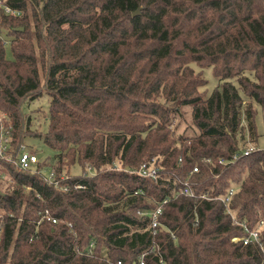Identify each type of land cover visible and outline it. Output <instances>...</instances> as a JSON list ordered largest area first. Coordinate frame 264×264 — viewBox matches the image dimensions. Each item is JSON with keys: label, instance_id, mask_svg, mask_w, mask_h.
Returning a JSON list of instances; mask_svg holds the SVG:
<instances>
[{"label": "trees", "instance_id": "1", "mask_svg": "<svg viewBox=\"0 0 264 264\" xmlns=\"http://www.w3.org/2000/svg\"><path fill=\"white\" fill-rule=\"evenodd\" d=\"M44 94L45 134L22 109ZM184 108L193 135H177ZM258 109L264 122V0H0L6 155L29 136L54 151L35 170L0 158V264H264Z\"/></svg>", "mask_w": 264, "mask_h": 264}, {"label": "rangeland", "instance_id": "2", "mask_svg": "<svg viewBox=\"0 0 264 264\" xmlns=\"http://www.w3.org/2000/svg\"><path fill=\"white\" fill-rule=\"evenodd\" d=\"M7 56L9 59H12V54L8 49ZM204 76L208 81L206 87L207 94L210 95L213 90L218 85V80L213 74L212 69H204ZM49 101L50 97L47 94L42 95L39 99L34 100L30 103H25L22 107L25 114H27L32 120V131H40L45 134L48 130V115H49ZM183 119L179 120L175 126L177 128V135L187 133L193 135L197 130L192 125L191 120V109L184 108ZM256 124L258 129V134L260 135V144L264 146V122H263V113L258 109V114L256 116ZM26 151L34 152L38 157L43 161L50 159L54 156V151L48 147L43 138L29 136L25 140ZM87 173L88 170L86 169ZM71 173L73 176H79L84 173L83 169L76 165L72 168ZM91 173V172H90ZM89 173V174H90ZM1 181V180H0Z\"/></svg>", "mask_w": 264, "mask_h": 264}, {"label": "built area", "instance_id": "3", "mask_svg": "<svg viewBox=\"0 0 264 264\" xmlns=\"http://www.w3.org/2000/svg\"><path fill=\"white\" fill-rule=\"evenodd\" d=\"M5 11L7 14L12 13L10 8H6ZM10 141H11V139L9 136H3V135L0 136V158L6 159L7 161H10V162H14L15 165L19 166L23 170H32V169L35 170V168L37 167V165L40 162V159H39L38 155L35 154L34 152L26 151L25 146L22 147V152L19 155V157L17 158V160H15V161L14 160L12 161L11 156L6 155ZM254 149H255L254 146H250L249 148L244 150V155L250 154ZM237 157H238V155H236L234 157V159H236ZM221 162L223 163L224 161L222 160ZM159 171H160V168L156 167L155 165H143L138 171H136L134 173L143 177V178L156 179L158 177ZM194 172H198V168H195ZM42 174H43L44 179L49 184H52L55 187H59L60 183L56 179V174L53 170H43ZM88 174L94 175V172H93L92 168H90V167L88 168ZM62 179H66V177L63 176ZM235 192H236L235 189H231L228 192L227 196L222 197L220 199L226 203H229L231 201L232 196L235 194ZM178 195H183V196H187V197H196L194 191L192 190V186H191L189 181L182 182V187H181L180 191L178 192ZM161 213H162V209L159 208L157 211H155L152 214L154 227H157L159 225L158 217ZM46 217H47L48 221H53V223H56V220L52 219V217L50 216L48 211L46 212ZM260 225L264 226V220L261 221ZM233 241L234 242L244 241L245 244H249L253 241L259 243L260 242V233L258 230H254V231L249 232V236L244 237V238H234ZM118 264H122V263L119 262ZM140 264H145L143 261V258H141Z\"/></svg>", "mask_w": 264, "mask_h": 264}, {"label": "water", "instance_id": "4", "mask_svg": "<svg viewBox=\"0 0 264 264\" xmlns=\"http://www.w3.org/2000/svg\"><path fill=\"white\" fill-rule=\"evenodd\" d=\"M140 11H141V9H139L136 13H134V16L139 15Z\"/></svg>", "mask_w": 264, "mask_h": 264}]
</instances>
